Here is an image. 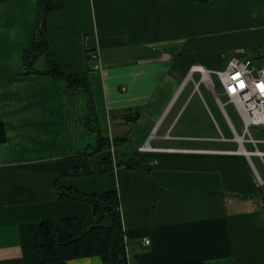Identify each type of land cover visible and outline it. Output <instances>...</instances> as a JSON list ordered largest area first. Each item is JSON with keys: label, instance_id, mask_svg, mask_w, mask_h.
<instances>
[{"label": "crops", "instance_id": "crops-1", "mask_svg": "<svg viewBox=\"0 0 264 264\" xmlns=\"http://www.w3.org/2000/svg\"><path fill=\"white\" fill-rule=\"evenodd\" d=\"M39 17L37 0H0V264H27L23 225L94 213L62 196L73 189L118 192L128 264H264V125L240 142L235 104L197 68L264 61V0H62L34 67L87 73L93 99L25 73ZM92 102L100 131L86 125ZM100 135L110 148L83 157ZM109 155V170L73 173ZM129 157L143 166L119 164Z\"/></svg>", "mask_w": 264, "mask_h": 264}, {"label": "trees", "instance_id": "trees-1", "mask_svg": "<svg viewBox=\"0 0 264 264\" xmlns=\"http://www.w3.org/2000/svg\"><path fill=\"white\" fill-rule=\"evenodd\" d=\"M39 3V21L31 46L24 51L25 73L47 74L66 84L68 88L81 89L91 98L92 88L87 73L67 74L62 67L52 61L45 62L42 68L34 67V62L48 49L46 16L62 7V0H37ZM42 24V25H41ZM91 103L90 113L86 116V125L100 131L95 125L97 118ZM110 148V140L99 136L98 144L90 147L82 156L95 154ZM114 160L109 155L97 167L84 163L74 174H101L109 170ZM144 161L129 157L122 163L128 167L143 166ZM72 196L92 202L94 213L63 219L43 218L38 222L23 225L22 243L27 264H69L74 258L99 255L103 264H128L125 231L119 209V194L116 190L85 194L76 189L66 191L62 196ZM185 264H202L193 262Z\"/></svg>", "mask_w": 264, "mask_h": 264}, {"label": "built area", "instance_id": "built-area-1", "mask_svg": "<svg viewBox=\"0 0 264 264\" xmlns=\"http://www.w3.org/2000/svg\"><path fill=\"white\" fill-rule=\"evenodd\" d=\"M260 54L261 58L264 59V46ZM197 68L217 99H220V97L215 88L213 75L219 78L223 86V94L227 96L230 102L235 104L244 124V133L236 135L240 142L246 140L245 135L249 134L251 125H264V64L251 58H242L235 55L229 59L225 69ZM249 140L255 142L252 138ZM152 149L148 142L139 147L140 151ZM256 152L259 153V151ZM149 242V239H145L146 244Z\"/></svg>", "mask_w": 264, "mask_h": 264}, {"label": "rangeland", "instance_id": "rangeland-1", "mask_svg": "<svg viewBox=\"0 0 264 264\" xmlns=\"http://www.w3.org/2000/svg\"><path fill=\"white\" fill-rule=\"evenodd\" d=\"M261 62L264 64V61L261 60ZM38 65L40 66V63L39 64H36V66H38ZM213 80L215 82V85L217 87V90L219 92H222V86L219 83L218 78L215 75H213ZM221 98L223 100H225V98L223 96H221ZM226 110H227L228 114L230 115V117H231V119H232V121H233V123H234V125H235V127L237 129V131L239 133H241L242 132V128H241V124L242 123H241L240 117L236 113L235 108L232 105H228V106H226ZM225 134L228 136L229 133L228 132H225Z\"/></svg>", "mask_w": 264, "mask_h": 264}, {"label": "water", "instance_id": "water-1", "mask_svg": "<svg viewBox=\"0 0 264 264\" xmlns=\"http://www.w3.org/2000/svg\"><path fill=\"white\" fill-rule=\"evenodd\" d=\"M42 25V24H41Z\"/></svg>", "mask_w": 264, "mask_h": 264}]
</instances>
